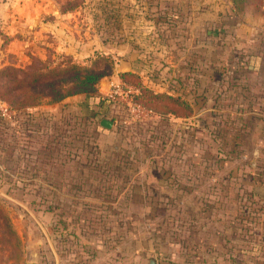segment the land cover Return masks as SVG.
I'll return each mask as SVG.
<instances>
[{
  "label": "rangeland",
  "instance_id": "obj_1",
  "mask_svg": "<svg viewBox=\"0 0 264 264\" xmlns=\"http://www.w3.org/2000/svg\"><path fill=\"white\" fill-rule=\"evenodd\" d=\"M64 6L84 9L69 18L75 26L20 56L5 53L11 36L0 27V264H143L148 245L179 244L197 219L202 236L213 224L227 247L228 236L258 234L264 76L233 62L252 44L264 51V32L250 46L233 33L239 20L264 29V12L236 10L230 0ZM38 61L94 64L106 73L94 86L100 97L9 107L15 91L3 69Z\"/></svg>",
  "mask_w": 264,
  "mask_h": 264
},
{
  "label": "crops",
  "instance_id": "obj_2",
  "mask_svg": "<svg viewBox=\"0 0 264 264\" xmlns=\"http://www.w3.org/2000/svg\"><path fill=\"white\" fill-rule=\"evenodd\" d=\"M81 11L84 9L75 12H61L56 0H0V27L5 34L11 36L5 46V53L11 52L15 56H20L28 46L41 45L45 36L54 39V36L59 35L60 32H66L75 26V22L69 18L75 19V16L78 17L76 14L81 15ZM215 18H219V13ZM220 18L225 19L224 16ZM222 22L227 21L222 20ZM236 24L237 28L233 33L236 35H234L236 42L243 40L249 45L255 32L258 30L264 32L263 27L259 29L248 22L239 20ZM218 29L221 27L219 26ZM243 53L242 57L248 58L247 69L254 77L262 78L264 76V51L252 44L250 48L245 47ZM32 110L29 109L28 112ZM191 224H195V228L192 226L193 231L182 235L179 244L170 242L162 250L148 245L145 249L147 258L143 264H148L151 258L156 261V264H236L239 260L247 264H264V228H259L258 234L244 235L242 241L228 236V240H233V242L228 241L227 247L223 243L224 240L215 236L220 232L217 228L214 229L213 224L210 228L211 235L206 237L201 233L207 228L204 229V225L198 219L192 220Z\"/></svg>",
  "mask_w": 264,
  "mask_h": 264
},
{
  "label": "trees",
  "instance_id": "obj_3",
  "mask_svg": "<svg viewBox=\"0 0 264 264\" xmlns=\"http://www.w3.org/2000/svg\"><path fill=\"white\" fill-rule=\"evenodd\" d=\"M66 1L67 0H62L61 2V7L59 9L61 12L71 11L75 8L64 6V2ZM231 2L233 8L239 11H244L252 6L264 12V0H231ZM247 61L248 58H245L244 60L234 61L233 64L234 66L238 65L249 71L247 69ZM33 65L36 66L30 64L25 68L6 67L3 69L2 73H4V79L2 82L15 91L14 99L10 101L12 104L7 103L9 107L27 106L31 108V106L35 107L40 104L44 99H46L47 102L55 103L78 92H85L89 96L100 97V95L95 94L97 89L95 90L94 86L106 73L104 70L96 69L94 64L89 68H80L76 65H72L70 66L71 68L58 66L56 69H49L48 66L43 65L42 62L39 61ZM166 97L177 99V97H172V95L169 94H167ZM133 98L146 107L140 99V93L135 94ZM1 99L2 98H0V100ZM178 99L181 101L183 98L179 97ZM100 100H102V98ZM103 100H105V102L110 101L109 99ZM152 113L156 114L153 110ZM167 113H172V110H169ZM250 196H254V193L250 192ZM15 238H17V236H15ZM236 264L247 263L239 260Z\"/></svg>",
  "mask_w": 264,
  "mask_h": 264
},
{
  "label": "water",
  "instance_id": "obj_4",
  "mask_svg": "<svg viewBox=\"0 0 264 264\" xmlns=\"http://www.w3.org/2000/svg\"><path fill=\"white\" fill-rule=\"evenodd\" d=\"M121 62H123V61H121ZM124 63H125V67H126V68L131 69V63H129V62H124ZM100 124L103 125V126L106 127V128H111V126H112V124H113V121L110 120V119H107V118L103 117V118L100 120ZM256 191H257L260 195L264 196V188H259V189L257 188ZM148 264H156V261H155L154 259L151 258V259L149 260Z\"/></svg>",
  "mask_w": 264,
  "mask_h": 264
},
{
  "label": "built area",
  "instance_id": "obj_5",
  "mask_svg": "<svg viewBox=\"0 0 264 264\" xmlns=\"http://www.w3.org/2000/svg\"><path fill=\"white\" fill-rule=\"evenodd\" d=\"M111 94L108 96L109 100H111ZM7 106L3 104V102L0 101V110L2 111V113L6 114V112H4L6 110Z\"/></svg>",
  "mask_w": 264,
  "mask_h": 264
}]
</instances>
